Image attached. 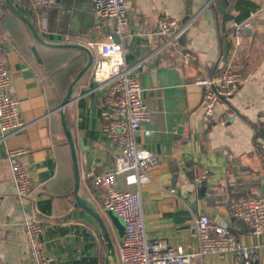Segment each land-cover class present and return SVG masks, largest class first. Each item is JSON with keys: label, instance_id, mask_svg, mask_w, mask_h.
Listing matches in <instances>:
<instances>
[{"label": "crops", "instance_id": "crops-1", "mask_svg": "<svg viewBox=\"0 0 264 264\" xmlns=\"http://www.w3.org/2000/svg\"><path fill=\"white\" fill-rule=\"evenodd\" d=\"M126 0L130 31L126 36L125 60L128 66L146 61L135 73L141 97L152 113L137 137L140 147L153 152L158 165L151 181L143 182L141 199L147 236L164 246L199 249L195 220L209 215L211 220L229 224L231 232L246 245L261 246L264 264V235L255 237L240 220H234L230 207L240 198L264 196V0H252L258 9L239 24L229 36L227 61L220 41L222 16L235 4L223 0ZM15 7L36 24L40 43L31 30L11 14L0 18V30L9 42L4 62L13 74L12 92L20 101L27 128L0 144V264H27L26 220L43 225L42 240L51 264H121L123 237L111 222L109 211L99 200V192L89 172L112 170L119 147L103 132L104 93L93 80L94 64L80 79L64 108L80 171L76 176L72 152L60 112L71 85L88 64L86 53L74 48L50 47L87 45L113 30L105 28L94 14L92 0H71L34 10L30 0H13ZM195 17L191 30L178 49L158 52L163 39L157 34L163 19L185 21ZM45 18L46 27L41 23ZM22 21V20H21ZM243 29V46L234 68L243 76L239 91L230 103L220 102L215 119L227 111L235 118L227 125L206 123L203 119L204 93L196 82L201 77L221 74L236 50V28ZM252 29L251 35L247 30ZM197 60L187 62L185 53ZM144 131L151 135L145 137ZM24 147L21 166L32 176L35 187L24 200L17 194L8 150ZM209 170V177L197 184L195 169ZM125 188V178H120ZM203 188H206L203 191ZM175 190V196L168 193ZM130 190H135L131 187ZM77 197L98 214L108 227L115 249L113 260L104 234L93 214L78 205ZM118 250V254H117ZM203 264H237L232 257L222 261L207 255Z\"/></svg>", "mask_w": 264, "mask_h": 264}, {"label": "built area", "instance_id": "built-area-1", "mask_svg": "<svg viewBox=\"0 0 264 264\" xmlns=\"http://www.w3.org/2000/svg\"><path fill=\"white\" fill-rule=\"evenodd\" d=\"M214 0L210 1V4ZM5 0H0V10ZM34 10L50 8L55 0H30ZM94 14L105 28L109 21L114 22L113 30L103 38L88 42L85 47L98 55L94 65L93 80L103 91L102 128L105 135L119 147V155L112 170L101 174L89 172L99 192L103 208L116 214L125 225L119 255L121 264H203L207 255H216L224 261L232 257L237 264H261V246L246 245L231 232L229 224L211 220L209 215H200L195 220L199 249L187 252L183 247L164 246L160 241L150 240L147 236L143 213L141 186L151 181V171L157 167L158 159L153 152L140 147L137 137L143 123L149 122L152 113L141 97L142 88L136 72L146 62L128 66L125 60L124 42L130 31L126 0H92ZM46 27V19L41 18ZM195 17L185 22L176 19H163L158 22L157 34L163 44L158 52L178 49L182 39L189 33ZM236 50L221 74L201 77L196 84L203 89V119L206 123L227 125L234 118L233 111L215 119L216 107L220 102L230 103L239 91L243 76L233 63L238 61L239 49L243 46V29L237 24ZM8 36L0 30V144L19 135L27 125L22 119L20 101L14 96L13 74L4 62ZM187 62H195L193 53H185ZM264 130V124L262 126ZM143 135L149 137L150 131ZM28 153L21 147L8 150V161L17 194L24 200L32 193L35 182L29 172L21 166L20 158ZM210 175L209 170L196 167L195 182L202 184ZM120 178H125L123 188ZM134 187L135 190H130ZM175 196L174 189L167 191ZM231 214L243 222L253 236L264 235V196H248L234 201ZM25 233L28 240L29 260L27 264H51L50 256L42 240L43 225L31 218L26 220Z\"/></svg>", "mask_w": 264, "mask_h": 264}, {"label": "water", "instance_id": "water-1", "mask_svg": "<svg viewBox=\"0 0 264 264\" xmlns=\"http://www.w3.org/2000/svg\"><path fill=\"white\" fill-rule=\"evenodd\" d=\"M59 1H62L63 3H65L66 5H69L71 0H56V2L58 3ZM228 1L230 4H235L237 0H223L220 2V9L219 11L221 13H223L226 9L225 6V2ZM5 3L7 4V6L10 8V10L20 19L22 20L27 27L31 30L32 34L34 35V37L42 44L47 45L45 43V41L41 38V36L39 35V32L37 30V27L32 23V21L30 19H28L27 17H25L14 5L13 0H5ZM54 5V4H53ZM188 20V19H186ZM185 20V21H186ZM184 21V22H185ZM247 35H251L252 33V29H248L247 31ZM186 36L182 39V43L185 40ZM50 47H59V48H64V47H68V48H74L77 50H80L84 53L87 54L89 61L88 64L86 65V67L82 70V72L78 75L76 81L71 85L67 96L65 97V99L63 100V103L61 105L60 108V112H61V116H62V123H63V128L72 152V158H73V162H74V169H75V176H76V192H78L79 190V186H80V171H79V166H78V162H77V154H76V148H75V144L71 135V132L67 126V122H66V118H65V114H64V108L66 106H68L71 103V98L74 92V88L76 87V85L78 84V82L80 81V79L92 68L93 64H94V56L92 54V52L87 49L85 46L83 45H64V46H53V45H48ZM225 58L224 61H227V55H228V50L227 47L225 49ZM206 188H203V191H205ZM77 202L78 205L83 207L84 209H87L90 213L93 214L94 218L97 220V222L99 223L101 230L104 234L105 240L108 242V247L110 250V254L111 257L113 258V260L116 259L115 257V249L112 246L111 243V239L109 237V231H108V227L107 225H105L104 221L102 220V218L92 212L86 205V203L81 200L79 197H77ZM110 213V218H111V222L113 224V226L115 227V229L118 231L120 237H123L125 234V225L123 223V221L113 212H109ZM234 220H237L236 218ZM239 221V220H238Z\"/></svg>", "mask_w": 264, "mask_h": 264}, {"label": "trees", "instance_id": "trees-1", "mask_svg": "<svg viewBox=\"0 0 264 264\" xmlns=\"http://www.w3.org/2000/svg\"><path fill=\"white\" fill-rule=\"evenodd\" d=\"M257 9L258 5L252 0H237L235 6L232 7L229 13L222 16V21L220 20V22H222L220 25V41L223 48L228 47L229 49V42L227 41L229 40V36L234 35V29L229 27L227 28L226 25L233 21H236L239 24H244V22L250 17L251 13L255 12ZM5 14L15 16L21 24L27 27V25L21 21L4 2L1 6L0 18H2ZM34 25L36 26L35 21Z\"/></svg>", "mask_w": 264, "mask_h": 264}, {"label": "rangeland", "instance_id": "rangeland-1", "mask_svg": "<svg viewBox=\"0 0 264 264\" xmlns=\"http://www.w3.org/2000/svg\"><path fill=\"white\" fill-rule=\"evenodd\" d=\"M117 254H118V250H117Z\"/></svg>", "mask_w": 264, "mask_h": 264}]
</instances>
